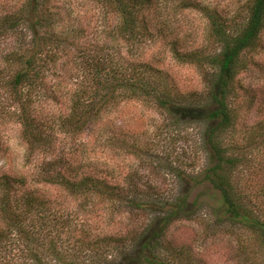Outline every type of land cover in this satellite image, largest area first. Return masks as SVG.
Returning a JSON list of instances; mask_svg holds the SVG:
<instances>
[{"label": "trees", "instance_id": "trees-1", "mask_svg": "<svg viewBox=\"0 0 264 264\" xmlns=\"http://www.w3.org/2000/svg\"><path fill=\"white\" fill-rule=\"evenodd\" d=\"M96 1L117 16L116 40L132 58L125 59L120 48L117 55L104 51L94 55L92 70L73 80L74 86L65 94V108L57 113L46 103L49 98L58 100L46 89L48 63L55 59L42 54L53 41L48 31L50 16L42 10L48 1L26 0L1 18L0 29L7 37L14 35L15 42L0 54V126L6 120L16 121L28 154L54 151L48 132L53 128L67 136L87 135L123 100H152L177 120L202 121L210 162L200 178H192L218 193L212 212L215 220L255 234L264 251V215L253 209L233 181L240 158L225 137L234 122L230 100L235 76L244 65L242 55L256 48L264 29V0H249L246 16L232 25L215 11L204 12L209 34L220 50L206 59L214 71L203 103L172 93L162 69L135 53L151 35V28H156L160 0ZM172 51L180 61L194 55ZM46 163L50 166L31 170L0 169V264H191L193 254L172 246L166 231L175 222L191 220L197 200L189 202L186 193L171 199L127 196L129 186L108 180L91 161L75 165L61 156ZM47 186L59 188L63 199L52 198ZM101 207L108 210L109 218H132L137 212L151 216L138 227L127 224L104 233L95 225Z\"/></svg>", "mask_w": 264, "mask_h": 264}, {"label": "rangeland", "instance_id": "rangeland-1", "mask_svg": "<svg viewBox=\"0 0 264 264\" xmlns=\"http://www.w3.org/2000/svg\"><path fill=\"white\" fill-rule=\"evenodd\" d=\"M47 1L42 10L50 16L52 25L48 31L51 29L53 41L42 54H52L55 59L48 63L46 89L54 92L58 102L49 98L46 103L53 108L51 112L57 113L65 108V94L74 86L73 80L92 70L90 61L94 55L103 51L117 55L120 48L125 59L132 56L116 40L117 16L101 2ZM25 2L0 0V21ZM248 3L249 0H160L156 28H151V35L135 53L162 69L172 93L203 103L214 71L206 59L220 50L209 34L204 12L215 11L227 25H232L246 16ZM2 30L0 54L15 42L14 35L7 37ZM172 50L194 55L180 61ZM242 59L244 65L235 76L230 100L234 122L225 137L240 158L232 179L253 209L264 215V29L256 48L244 52ZM19 127L13 120L0 126V169L31 170L34 166H50L46 162L62 156L75 165L91 161L108 180L129 186L127 196L171 199L186 193L189 202L197 200L196 212L191 220L170 225L166 240L189 250L194 256L191 264H264L258 237L231 224L218 223L212 213L219 201L218 193L207 183L192 178H200L210 162L202 140V121L177 120L152 100H123L104 114L87 135L72 137L55 128L47 129L54 151L39 149L28 154ZM46 191L52 198L64 197L55 186H47ZM102 207L95 225L104 233L127 224L138 227L151 216L137 212L132 218H109L108 210Z\"/></svg>", "mask_w": 264, "mask_h": 264}]
</instances>
